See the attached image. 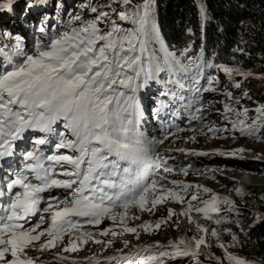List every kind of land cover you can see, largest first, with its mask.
<instances>
[{
    "label": "snow or ice",
    "instance_id": "6c2138e0",
    "mask_svg": "<svg viewBox=\"0 0 264 264\" xmlns=\"http://www.w3.org/2000/svg\"><path fill=\"white\" fill-rule=\"evenodd\" d=\"M195 6L203 28L211 17L203 0ZM0 13L12 14L14 27L18 26L14 32L0 24V264H46L45 253L76 252L90 240L111 245L112 239H94V233L84 229L106 220L119 222L122 231L101 229L99 236L132 233L139 238L137 228L125 223L130 209L151 212L169 199L187 203L181 215L189 224L195 223L198 235L107 259L165 264V258L186 257L202 264L200 257L208 255L216 264L225 260L252 264L228 251L239 243L231 229L224 231L233 244H217L224 250L223 260L203 251L211 247L209 236L220 241V232L194 221L191 213L221 225L227 217L212 215L221 212V204L228 206V212L238 210L227 197L212 194L201 200L202 186L196 185L192 192L193 185L163 183L166 177L160 170L171 173L173 168L154 148L175 133L165 131L163 139L146 135L141 94L159 86V94L171 98L163 108L175 107L174 117L183 113L189 124L201 125L208 103L204 94L224 95L219 114L231 125L224 131L260 140L264 139V104L249 118L250 110L236 107L239 99L227 88L219 90V76L208 70L222 72L236 89L241 88L237 76L247 79L254 73L206 59L203 46L194 53L192 43L170 44L159 26L156 0H80L74 5L66 0H0ZM29 30L31 43L25 35ZM232 51L244 53L243 48ZM259 78L264 80V75ZM153 111L158 116L161 108ZM236 152L218 154L235 156ZM181 171L187 175V168ZM174 214L169 209L168 219ZM162 223L167 221H157L155 229ZM139 227L145 232L152 228ZM124 244L127 247L129 241Z\"/></svg>",
    "mask_w": 264,
    "mask_h": 264
},
{
    "label": "rangeland",
    "instance_id": "374dc122",
    "mask_svg": "<svg viewBox=\"0 0 264 264\" xmlns=\"http://www.w3.org/2000/svg\"><path fill=\"white\" fill-rule=\"evenodd\" d=\"M68 5H72L75 0H66ZM20 10L19 7L16 9L17 11ZM51 12L53 10H50ZM49 11V12H50ZM70 11V10H69ZM73 11V10H72ZM8 17H13L12 14L7 13H0V24H4L6 26V21H8ZM38 19V18H37ZM8 22L7 27L12 30L16 31L14 27ZM246 72V71H245ZM215 74L219 76L221 83L218 85L219 90H224L227 88L228 91H231L233 97L239 99L240 103L236 105V107H247L249 111V118L255 115V108L260 104L255 102V98L260 97L263 98L264 96V80L260 79L261 75L255 74L252 77L245 79L242 76H237L236 80L240 81L241 88L236 89L234 87L229 86V81L227 77L221 72ZM204 83V82H202ZM253 88L252 91H249L250 88ZM255 89V91H254ZM246 93V95H244ZM208 103L205 104V111L204 115V122L203 125L201 123L193 121L195 124L193 128L198 129V131L204 130L207 126L211 128H218L219 131L215 132H208V135L212 137L213 143L206 142L207 149L205 151L210 152V160L214 162V167L218 169V174L216 176L213 175L214 171L213 168H208L205 173L201 176L197 166L192 165L191 162L194 160L193 155L189 156L187 159H184L185 153L178 152L181 157H176L179 161H182L181 169L187 168V175L184 174L181 169L178 170V176L176 178V182L178 183H185L184 185H193L192 192L196 191L195 186L199 185L202 186L201 188H208L211 190L210 193H204L202 189H200V199L201 200H208V196L215 194L219 197H227L229 200L233 202L235 208L239 210L237 217L241 216V220L239 225H237L239 230L245 229L247 226H251L255 221L261 220L264 218V210L260 207L261 203H264V144L257 142V139L249 138L240 135L239 132L234 131H224L227 127L231 129V125L229 122L225 121L223 117L219 114L223 111V104L220 101H225L226 97L224 95H219L217 93H205L204 94ZM248 104H252L253 107H248ZM220 112L218 113V111ZM253 113V114H252ZM155 113L153 109H145L144 108V122H150L151 117L155 120L154 117ZM181 117L185 118L183 113H181ZM143 122V123H144ZM185 122H188L185 120ZM189 133V132H186ZM190 133L185 135L180 141L176 144H173L174 147H186L188 146L193 150V145L191 144L195 138L198 136L192 135ZM195 142V141H194ZM181 143V144H180ZM197 146V145H196ZM184 149V148H182ZM237 149H244L243 152H236ZM231 153L236 152L235 156L231 155H219L218 153ZM200 160H204V155L198 156ZM207 163V162H206ZM228 165V166H227ZM207 173H212V175H208ZM206 178L204 181H199L200 178ZM171 180H165L164 183L170 187H176V185L171 184ZM241 184V185H240ZM243 186V187H242ZM245 187V188H244ZM237 189H240L241 192L238 194ZM205 194V195H204ZM257 198L258 200H256ZM190 199V194L185 196V201ZM239 200L241 204L235 202V200ZM263 201V202H262ZM193 203L198 204V201H194ZM202 206V205H201ZM227 206V205H226ZM177 207V203L174 200H166L165 203L159 204L153 209L154 217H160L163 220H166L167 223H162L159 229H155V223L153 224L152 230L153 232H145L139 226L142 224L141 218L139 217L137 222V232H141V236L137 238L136 234L126 233L116 238L111 236L102 237L99 236L100 240L107 241L109 239L113 240L111 245L107 243H92L88 248H85L80 254L76 255L75 257L79 259L81 264H95L98 259H102L108 254L117 251L118 249H128V246L125 247L124 241H129V245L131 246L133 243L136 244H144L143 241V232L150 234L153 236L152 240H149V245H155L159 243L160 245H168L169 242H177L181 238H188L190 239L194 235H198L197 230L193 231L194 228L186 229L185 223L183 222L184 215H181L185 210L184 208L187 207V204L183 206ZM228 208V206H227ZM172 209L175 213L171 219H168V210ZM183 210V212H182ZM140 211V210H139ZM155 211V212H154ZM146 212V211H140ZM237 213V212H236ZM192 216L195 214V217L199 215L202 216L200 224L208 227L209 229L215 228L212 221L206 220L203 218L202 214L192 212ZM216 214V213H214ZM226 214V215H225ZM230 214V215H229ZM198 215V216H196ZM219 216L224 217H232L235 213L228 212L226 210L221 211ZM108 221V223H106ZM162 221V220H161ZM101 226V227H100ZM97 231L99 232L101 229H112L113 231L120 232L119 222L113 223L111 220H106L103 222ZM193 229V230H192ZM151 230V229H150ZM220 232V241H217L215 238L209 236L208 240L211 244L207 253L214 254L216 257H220L221 254L224 252L223 249L219 248L217 244L219 242H223L225 245H232V236L222 230ZM67 238V237H65ZM66 241V240H65ZM66 245V243L64 242ZM117 244V247L113 245ZM263 244L259 245V249H261L262 254L263 251ZM244 248L248 251V256L252 258H258L260 260L259 254L256 251L257 246L256 243H245ZM56 249H53L54 252ZM228 251L230 253L235 254L238 257L245 258L246 254L240 250L239 245L236 244L233 247H228ZM50 253H45L43 259H48L50 261L59 260L57 256H54ZM111 252V253H110ZM213 255V256H214ZM255 255H258L255 256ZM207 257V261L205 264H214L209 262L208 255H204ZM221 258V257H220ZM201 260V257H200ZM165 264H194V262L190 258L180 257L176 259H167L165 258Z\"/></svg>",
    "mask_w": 264,
    "mask_h": 264
},
{
    "label": "trees",
    "instance_id": "16d2710c",
    "mask_svg": "<svg viewBox=\"0 0 264 264\" xmlns=\"http://www.w3.org/2000/svg\"><path fill=\"white\" fill-rule=\"evenodd\" d=\"M79 2L80 0H75L72 5L79 4ZM197 2L198 0H156L157 18L165 39L176 47H184L186 44L192 43L194 53H198L200 47L203 46L206 59L218 64H227L230 67H239L246 72L264 75V0H203L211 17L203 28L198 20L197 7L195 6ZM69 10L73 9L69 8ZM19 12L20 10L17 15ZM14 19V16L8 17L6 26L10 22L9 24L13 28L12 21ZM17 27L14 29L17 30ZM188 29H192L191 33L188 32ZM233 48H243L244 53H234ZM233 56L235 60L232 59ZM252 89L251 87L249 91ZM255 99L257 104H264V96L263 98L257 96ZM248 106L251 107L252 104H248ZM257 142L264 144V139L257 140ZM210 197L207 195V198L210 199ZM236 203L241 204L239 200ZM179 204L182 206L187 203ZM260 207L264 210V203H261ZM220 208L223 211L227 209V206L221 204ZM233 213L236 216L231 219L228 216L221 225H216L214 221L212 223L217 231L222 228L231 229L237 235L239 248L246 254L247 261L252 264H264V254L259 249V245L264 241V218L239 230L237 227L241 220V216L237 217L239 210L233 211ZM212 215L217 216L214 213ZM245 243H256L255 252L259 254L260 260H257L258 258L251 259L248 256L249 252L244 248ZM255 256L258 257V255ZM220 257L223 260L224 252ZM201 262L205 264L208 261L204 256H201ZM224 264H227L226 260Z\"/></svg>",
    "mask_w": 264,
    "mask_h": 264
},
{
    "label": "clouds",
    "instance_id": "9594fccd",
    "mask_svg": "<svg viewBox=\"0 0 264 264\" xmlns=\"http://www.w3.org/2000/svg\"><path fill=\"white\" fill-rule=\"evenodd\" d=\"M214 74V73H213ZM248 106V105H247ZM249 107V106H248ZM252 107V106H251ZM250 107V108H251ZM253 114V113H252ZM209 128H211V127H206L204 130H202V131H200L199 132V134H197V133H195L194 132V136H197L196 138H195V142L193 141L191 144L193 145V150H192V153L193 152H197V153H199V152H204V153H207V151H205L206 149H207V147H206V142H209V143H213V141H212V137H210L209 135H208V129ZM197 145V146H196ZM191 155L192 154H189V155H186L185 154V157L186 158H184V159H187L189 156L191 157ZM198 156H202V155H198ZM183 161V160H182ZM193 162V161H192ZM191 162V164L192 165H194L193 163ZM197 165H195V166H197V169L198 170H200V168L205 164V160H200V161H197V163H196ZM180 166H182V162H180ZM228 166V165H227ZM206 171H204V173H205ZM241 185V184H240ZM243 187V186H242ZM245 188V187H244ZM235 200V199H234ZM236 202V201H235ZM233 212H231V214H232ZM226 215V214H225ZM230 215V214H229ZM236 216V214L234 215V216H232V217H230V219L231 218H233V217H235ZM237 219V218H236ZM148 222H152V223H155V222H157V221H161V220H163V219H161L160 217L159 218H153V217H151V218H149V219H146ZM202 256H204V255H202ZM205 257V260H207V257L206 256H204ZM209 262H211V261H209Z\"/></svg>",
    "mask_w": 264,
    "mask_h": 264
},
{
    "label": "bare ground",
    "instance_id": "6f19581e",
    "mask_svg": "<svg viewBox=\"0 0 264 264\" xmlns=\"http://www.w3.org/2000/svg\"><path fill=\"white\" fill-rule=\"evenodd\" d=\"M51 12V11H50ZM26 36H27V39H28V41L30 42V40L31 39H33V33L31 32V31H29L27 34H26ZM216 111H218V110H216ZM220 112V110L218 111V113ZM184 115V114H183ZM208 154L207 155H204V157H205V164L200 168V170H199V173L198 174H201V176L203 175V173H204V171H207V169L208 168H213V171H214V173H213V175L214 176H216L217 174H218V169L216 168V167H214V162L213 161H211L210 160V152H207ZM193 156H195L194 157V160H193V164L194 165H197L196 163H197V161H200V159H199V157H198V155H193ZM207 162V163H206ZM208 175H212V173H207ZM204 179L206 180V178H200L199 179V181L201 180V181H204ZM202 189V188H201ZM187 208V207H186ZM186 208H184L183 210H186ZM183 210H182V212H183ZM194 216H192V214H191V216L193 217V220L194 221H196V222H199L200 223V221H201V218H202V216L201 215H196V216H198V217H195V214H193ZM183 222L185 223L184 225L186 226V229H190V228H194V230L193 231H196V227H195V223H192V224H189V222H188V218L185 216L184 218H183ZM57 250H59L60 251V249H57ZM208 250H209V248H204L203 249V251L205 252V253H207L208 252ZM214 255V254H213ZM215 256V255H214Z\"/></svg>",
    "mask_w": 264,
    "mask_h": 264
},
{
    "label": "water",
    "instance_id": "95a60500",
    "mask_svg": "<svg viewBox=\"0 0 264 264\" xmlns=\"http://www.w3.org/2000/svg\"><path fill=\"white\" fill-rule=\"evenodd\" d=\"M211 262H213L214 264H216V261L215 260H212Z\"/></svg>",
    "mask_w": 264,
    "mask_h": 264
}]
</instances>
